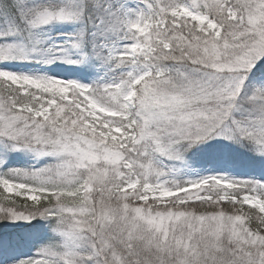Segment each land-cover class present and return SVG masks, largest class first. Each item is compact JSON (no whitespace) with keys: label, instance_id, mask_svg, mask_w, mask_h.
I'll use <instances>...</instances> for the list:
<instances>
[{"label":"snow or ice","instance_id":"6c2138e0","mask_svg":"<svg viewBox=\"0 0 264 264\" xmlns=\"http://www.w3.org/2000/svg\"><path fill=\"white\" fill-rule=\"evenodd\" d=\"M0 264H264V0H0Z\"/></svg>","mask_w":264,"mask_h":264}]
</instances>
